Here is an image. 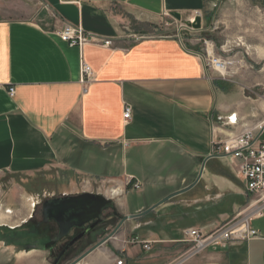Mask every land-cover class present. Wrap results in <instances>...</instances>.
<instances>
[{
	"label": "crops",
	"instance_id": "obj_1",
	"mask_svg": "<svg viewBox=\"0 0 264 264\" xmlns=\"http://www.w3.org/2000/svg\"><path fill=\"white\" fill-rule=\"evenodd\" d=\"M40 1L46 11L39 10L35 20L3 17L0 0V174L32 177L59 164L85 160L80 168L73 167L78 172L90 165L87 163L100 162L104 152L106 160L121 156L126 167L128 162L141 161L124 173L142 188L164 197L196 178L200 161L211 154L218 131L239 132L264 120V104L251 105L236 87H218L200 56L187 50L179 38L124 37L104 10L110 4L124 5L137 22L170 12L191 20L202 11L204 0ZM65 25L80 27L94 42L69 45L59 36ZM105 40L111 44L104 46ZM80 59L92 71V79L85 85L80 82ZM9 88H14L13 97ZM125 104L131 107L128 119L123 118ZM232 113L237 126L225 128L222 119ZM211 117H216V124ZM130 153H141L142 159H130ZM212 160H207L192 189L199 187L209 193L217 188L222 195L223 190H230L231 182L215 174ZM231 190L244 197L240 203H248L244 193ZM119 205L126 210L124 197ZM165 215L158 217L160 225ZM219 222L207 225L214 227ZM258 231L260 238L222 249L208 248L192 262L264 264V228ZM158 235L149 231L140 238L155 241L151 250L158 243L170 242L173 248L180 245L181 239L174 233ZM126 236L116 233L79 264H116V257H121L123 264H156L146 260L151 250L145 252L139 245L129 244L131 236ZM19 254L42 253L20 251L15 258Z\"/></svg>",
	"mask_w": 264,
	"mask_h": 264
},
{
	"label": "rangeland",
	"instance_id": "obj_2",
	"mask_svg": "<svg viewBox=\"0 0 264 264\" xmlns=\"http://www.w3.org/2000/svg\"><path fill=\"white\" fill-rule=\"evenodd\" d=\"M204 3L199 13L201 22L198 29L185 25L183 15H181V21L168 14L148 22H137L131 19L124 5L110 4L104 7V10L110 14L124 37L133 36L134 40L158 37L179 38L187 50L200 56L211 71L218 87L225 90L236 87L251 105L264 104V0H204ZM39 10L46 11L40 0H3L1 3V15L8 19L36 20ZM195 16L191 21H194ZM214 60L230 62L225 74L216 70ZM212 118L216 124V117H211V121ZM132 154H128L127 157L142 159L141 153L136 156ZM100 157H103L100 162H96L95 165L87 163L90 165H85V168L78 172L74 171L73 167L80 168L86 162L85 160L80 161V164L77 161L59 164L32 177L1 173V232H5V227H15L28 219L36 191L39 190L72 193L82 190L98 192L115 204L121 216L139 213L150 207L151 201L154 204L162 198L160 193L156 194L152 189L142 188V185L137 187L138 181L124 173L126 168L132 170L133 166L137 167V162L141 161L128 162L126 167L123 162L121 163L119 155L109 156L106 160V153L103 152ZM212 159L211 168L215 174L222 175L231 182L229 191L223 190L221 195L217 188L210 189L209 193L206 191L203 193V189H198L199 187L190 189L169 200L166 206H159L140 218L124 221L111 236L109 235L118 222L115 218L106 217L99 233L92 240L97 243L99 239L107 236L109 239L116 233L126 234V239L134 234L131 238L138 237L141 240L144 239L140 236L149 231L159 234V237L160 233L162 236L174 233L177 239H181L180 245L173 248V243H158L156 245L159 246L155 245L150 251L154 255L150 256L152 253L147 255L149 257L146 260L151 259L150 262L155 261L156 264L158 260L165 261L166 264H180V259L184 257L183 254L189 246L187 242L182 241L186 229L195 227L209 232L218 225L238 217L237 215L246 209L250 200V196L244 191V181L237 173L236 165L223 158ZM113 189H120L121 193L117 195L116 191L113 194ZM231 189H238L244 193L248 203H240L244 197L235 194ZM206 196L210 198L206 200ZM122 197L127 204L126 210L119 205ZM173 206L175 207L169 208ZM163 213L166 214L163 218L165 221L162 220L163 224L160 225L161 221L158 217ZM261 217L250 220L252 229L258 231L264 228V217ZM218 221L220 222L214 227L207 225ZM169 223L172 225L169 226ZM134 225L139 227L132 231ZM163 229L167 230V234ZM127 242L129 243V240ZM0 246V263L3 262V264H49L52 257L41 252L40 256L19 254L15 258V254L13 255L15 250L12 246H7L2 241ZM222 248L224 247L215 249ZM87 255L80 262L84 261ZM194 257L182 260L181 264H194L192 262Z\"/></svg>",
	"mask_w": 264,
	"mask_h": 264
},
{
	"label": "built area",
	"instance_id": "obj_3",
	"mask_svg": "<svg viewBox=\"0 0 264 264\" xmlns=\"http://www.w3.org/2000/svg\"><path fill=\"white\" fill-rule=\"evenodd\" d=\"M196 15H199L197 13ZM61 40L69 45H83L94 42V38L84 33L80 27L65 25L59 32ZM104 46L111 44L110 40L102 42ZM209 53V52H208ZM217 60H214L216 64ZM80 82L85 85L92 79L90 66L82 59L79 64ZM9 96H14V88L8 89ZM131 107L127 104L123 107V118L128 119ZM237 118L232 113L222 119V126L232 128L237 126ZM264 120L254 126L242 129L239 132L229 130L228 134L223 131L217 132L212 139V152L218 158L227 159L236 165L237 173L244 181V191L250 196L248 206L236 218L230 219L218 225L209 232L203 229L189 228L184 231L183 242L188 243V248L183 254L182 260L190 259L202 251L216 247H226L229 244L243 242L253 238H260L259 231L252 229L250 220L261 217L264 211ZM141 183L137 182V187ZM2 226V225H1ZM181 241V240H180ZM129 243L139 245L143 251L148 252L155 241L141 240L138 237L129 239ZM121 257H116V264H123Z\"/></svg>",
	"mask_w": 264,
	"mask_h": 264
},
{
	"label": "flooded vegetation",
	"instance_id": "obj_4",
	"mask_svg": "<svg viewBox=\"0 0 264 264\" xmlns=\"http://www.w3.org/2000/svg\"><path fill=\"white\" fill-rule=\"evenodd\" d=\"M84 194H98V192L36 191L34 207L30 210L28 219L15 227H8L11 230H4V233L1 232L0 225V243L2 241L7 246H12L15 250L13 255L32 247L42 253H47L52 256L49 264H69L78 260L96 244L92 238L99 233L106 217L115 218L117 222L122 217L115 204L111 202L94 217L82 224L77 221V224L69 227L66 213H60L61 211L56 208L62 203L68 204L71 198H80ZM92 214L89 213V216ZM59 220L63 226L58 222ZM1 235H4L3 238Z\"/></svg>",
	"mask_w": 264,
	"mask_h": 264
},
{
	"label": "water",
	"instance_id": "obj_5",
	"mask_svg": "<svg viewBox=\"0 0 264 264\" xmlns=\"http://www.w3.org/2000/svg\"><path fill=\"white\" fill-rule=\"evenodd\" d=\"M169 15H171L172 17H174L178 21L182 20L181 14L178 12H170ZM183 22L185 23V25H187L189 27L198 29V28H200L201 18L199 15H196L194 18V21L183 20ZM212 158H217V157H216V155L210 154V155H207L206 157H203L201 159L200 170L198 172V175L187 186L182 187L181 189H178L176 191L168 193L167 195H165L164 197L159 199L156 203L152 204L150 207L144 209L143 211H141L139 213L128 214V215L122 216L120 221L117 223L114 230L110 233L109 236H111V234H113L124 221L145 216L146 214L155 210L157 207L161 206L163 203H166L167 201H169L171 198H173L177 195L183 194V193L189 191L190 189H192L196 185L197 181L200 178V175L202 173L205 162L209 159H212ZM109 203H111V200L107 199L102 194H99V193L98 194H84V195L80 196V198H71V200H70V202H68V204H65V203H62L60 205L57 204L58 206H57L56 210L61 211L60 213H62V212H64V214L66 213V215H67L66 217L69 220L68 226L70 227L72 225L77 224V221L81 222L80 224H82L83 222L87 221L88 219L94 217L95 215H97L100 212V210L105 205H107ZM89 213H93V214L89 216ZM58 222L61 224V226H63V223L60 220ZM109 236L103 237L102 239H100L93 247H91L89 250H87L82 255L81 258H79L78 260L73 261L69 264H77L80 261V259L84 258L88 253H90L91 251H93L94 249L99 247L101 244H103L108 239ZM33 249L34 248L32 247L26 251L33 250Z\"/></svg>",
	"mask_w": 264,
	"mask_h": 264
},
{
	"label": "bare ground",
	"instance_id": "obj_6",
	"mask_svg": "<svg viewBox=\"0 0 264 264\" xmlns=\"http://www.w3.org/2000/svg\"><path fill=\"white\" fill-rule=\"evenodd\" d=\"M230 64V62H225V61H223V62H220L219 60H217V62H216V64H215V67H216V70L218 71V72H222V73H224V72H226V69H227V65H229ZM225 74V73H224ZM207 162V161H206ZM206 162H205V164H204V167H205V165H206ZM204 167H203V170H204ZM203 170H202V172H203ZM202 174V173H201ZM200 177H201V175H200ZM200 179V178H199ZM199 181V180H198ZM198 181H197V183H198ZM196 183V184H197ZM116 192V190H113L112 191V193L114 194ZM181 195V194H180ZM178 196V195H177ZM176 197V196H175ZM174 198V197H173ZM172 199V198H171ZM163 204H165V203H163ZM32 207H34V205L32 206ZM158 208V207H157ZM92 252V251H91ZM79 263V262H78ZM77 263V264H78Z\"/></svg>",
	"mask_w": 264,
	"mask_h": 264
},
{
	"label": "trees",
	"instance_id": "obj_7",
	"mask_svg": "<svg viewBox=\"0 0 264 264\" xmlns=\"http://www.w3.org/2000/svg\"><path fill=\"white\" fill-rule=\"evenodd\" d=\"M174 207H175V206L170 207V208H174ZM5 228H6L5 230H8V231L11 230V229H8L7 227H5ZM3 236H4V235H1V238H3Z\"/></svg>",
	"mask_w": 264,
	"mask_h": 264
}]
</instances>
